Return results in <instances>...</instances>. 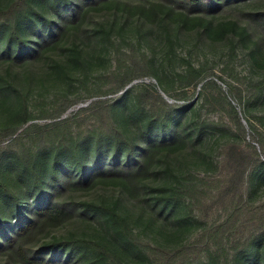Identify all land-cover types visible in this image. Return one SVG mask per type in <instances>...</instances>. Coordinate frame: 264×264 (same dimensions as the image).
I'll return each instance as SVG.
<instances>
[{"label": "rangeland", "instance_id": "374dc122", "mask_svg": "<svg viewBox=\"0 0 264 264\" xmlns=\"http://www.w3.org/2000/svg\"><path fill=\"white\" fill-rule=\"evenodd\" d=\"M135 1L32 0L21 52L5 46L10 22L0 18V240L33 203L56 202L71 217L28 243V253L67 260L46 245L73 236L103 248L79 247L69 264H262L264 23L255 15L264 0H222L187 18L179 7L152 14ZM61 28L48 50H33ZM160 117L168 126L156 125ZM113 127L137 144L170 134L185 142L158 155L129 196L107 179L85 182L92 166L131 158L122 145L114 150ZM229 148L243 152L236 185L223 166ZM161 190L170 201L162 210ZM89 200L115 206L137 242L108 213L84 209ZM0 264L19 263L0 254Z\"/></svg>", "mask_w": 264, "mask_h": 264}, {"label": "trees", "instance_id": "16d2710c", "mask_svg": "<svg viewBox=\"0 0 264 264\" xmlns=\"http://www.w3.org/2000/svg\"><path fill=\"white\" fill-rule=\"evenodd\" d=\"M170 4H165L161 1H148L149 3L143 1H135V7L140 11L149 10L152 14L158 12H163L165 9L166 14L173 10V7H179L178 16L187 18L188 13H193L197 11H208L215 5L219 4L222 0H165ZM53 3L56 0H52ZM87 3V1H82L80 3L79 12L74 16L65 17L61 20L63 27H65L67 21H73L80 16V9ZM35 12L34 4L32 0H13L4 8H0V18L5 17L9 23L8 37L5 40V46H8L10 42L15 44L16 50L22 51V46H27V40L22 35V30H20V24L24 17L30 15L29 13ZM39 16L42 14L38 13ZM256 19L264 23V13H257L255 15ZM45 20L49 25L48 19L40 17ZM178 20H181L180 18ZM224 26V25H222ZM228 26L230 29H234V23L229 22ZM244 30V29H243ZM62 28L59 30V34H53V37L45 38L42 42L37 44L33 50L37 53L48 50L50 44L57 42L61 39ZM34 52V51H33ZM190 74V73H189ZM191 80H195L191 79ZM190 84H195L196 81H188ZM24 122H27V118L23 115ZM156 125L163 127L168 126V121L164 117L157 119ZM239 125L243 126L241 121ZM112 134H117L116 143H113L115 151H118V147L122 145L125 149V155L131 157L126 161H108L103 164L91 167L90 176L86 178V183H91V180L107 179L110 182L115 183L119 190L127 193L129 196H134L138 192L139 181L148 175L149 168L156 157L162 153H169L171 150H177L181 148L185 139L182 135L173 134L168 137H161L159 139L148 140L145 143L137 144L132 141L126 134L118 130L117 127H113ZM78 165L80 171L84 170V162L82 160V154H77ZM224 169L228 171V183L237 184V181L242 177L243 174V152L237 150L236 148H229L227 151V157L223 162ZM84 173V172H82ZM85 174V173H84ZM0 188L2 190H7L5 183L0 182ZM163 192V199H158L161 204V210L169 205V199L165 197L166 191ZM15 203L13 209L17 213H21L20 205L18 204L17 197L13 196ZM84 209L87 211L97 213L105 212L108 213V219L114 223V225L123 231V237L125 236L131 242H137L136 237L131 233L128 228L125 218L120 215L115 206L107 205L103 202L95 201H82L80 203ZM71 217V211L61 204L52 202L48 204H39L37 202L33 203L30 207L29 218L26 221H21L18 224L12 225L11 229L7 230L6 235L0 240V254H5L7 256L13 257L19 264H69V257L71 256L73 250L79 247L90 248L93 245L102 250V245L98 242L90 241L86 238H76L73 236L54 239L46 245L50 250L60 251L61 253L66 252L68 259L64 260L60 257H55L54 255H49V253H28L26 250V245L32 242L38 235H40L44 230L51 228L52 226L58 225L63 221ZM6 220L0 218V229H4V224ZM104 257L101 258L103 260ZM257 264V263H252ZM264 264V263H262Z\"/></svg>", "mask_w": 264, "mask_h": 264}]
</instances>
